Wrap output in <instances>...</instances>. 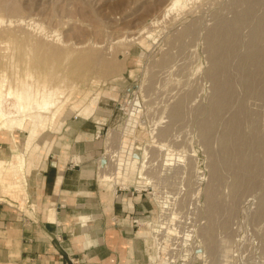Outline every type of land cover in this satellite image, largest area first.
I'll return each mask as SVG.
<instances>
[{
	"label": "rangeland",
	"instance_id": "374dc122",
	"mask_svg": "<svg viewBox=\"0 0 264 264\" xmlns=\"http://www.w3.org/2000/svg\"><path fill=\"white\" fill-rule=\"evenodd\" d=\"M172 1L0 0V107L15 119L18 91L49 88L43 114L56 110L28 147L29 119L0 127V144L30 163L42 141L80 131L148 264H264V28L252 40L264 0L240 22L248 0Z\"/></svg>",
	"mask_w": 264,
	"mask_h": 264
},
{
	"label": "crops",
	"instance_id": "0c3cea01",
	"mask_svg": "<svg viewBox=\"0 0 264 264\" xmlns=\"http://www.w3.org/2000/svg\"><path fill=\"white\" fill-rule=\"evenodd\" d=\"M66 133L30 163L0 144V157L11 160L2 180L22 187H0V264H148L131 205L92 175L95 148L81 132Z\"/></svg>",
	"mask_w": 264,
	"mask_h": 264
},
{
	"label": "bare ground",
	"instance_id": "6f19581e",
	"mask_svg": "<svg viewBox=\"0 0 264 264\" xmlns=\"http://www.w3.org/2000/svg\"><path fill=\"white\" fill-rule=\"evenodd\" d=\"M179 0H173L170 4V8H172L174 5H176V3L178 2ZM261 1V0H260ZM259 0H248V3L246 4L247 6L249 4H251L253 7L251 9V13L253 14L254 12V7L258 4V2H260ZM169 8V9H170ZM243 18V16H242ZM260 18V20H259ZM258 20L260 21L259 24L257 25L259 27L260 30H258V32L255 33V35L252 37V40L255 36H258V34H262V28H264V13L262 15H260V17H258L256 19V23L258 22ZM254 23V26L255 24ZM231 25V24H230ZM255 57L254 61L257 60L260 65L259 67H261L263 64H264V61L261 60L260 56L259 55H253V58ZM254 71V69H253ZM259 71V68L256 70V72ZM255 72V71H254ZM227 85V84H226ZM224 88H225V84H224ZM53 90V89H52ZM51 89H45V91H43L44 93L42 94V97L39 98V99H36V98H33V94L31 96L30 92L31 91H28L26 89H21L20 91H18L15 95V103H14V106L16 108V110L18 111V115L19 117L15 118V119H9L10 117V111L9 110H6L4 109V106L3 107H0V115L6 117L4 120V122L0 125V127H7V128H11L12 126H20L22 125V120L23 119H29L30 121H33V125H31V127L29 128V132H28V136H27V139H26V147H28V144L31 142V138L33 137V135L35 134V122H40L42 123L43 122V119L44 118H47V119H52L55 117V111H53V114L52 116H46L45 114H43V112H48L49 110V107L50 105L53 104V101H52V95H50ZM226 90V89H225ZM11 91V90H10ZM54 92V90H53ZM10 94V92H9ZM3 98V95L0 94V104H1V100ZM228 100V99H227ZM24 110V111H23ZM76 114V113H75ZM23 128V127H22ZM19 129V128H18ZM229 142V141H228ZM227 141L224 142V151L226 152V154H229L231 151L234 152H239L238 149L239 147L236 145L238 143H235L234 140H232L231 144H233V148L235 150H233V148L231 149L232 145L227 146L226 143H228ZM37 148L35 150H32L30 149V147L28 149H30L29 151L32 152V154L34 155V157H39L40 154L42 153H46L47 151H49V149L51 148V144L49 141H42L38 146H36ZM21 151L17 152V156L21 155ZM49 162V161H48ZM242 163H244L246 166L249 164L247 163L245 160L242 161ZM241 165H244L242 164ZM8 160L5 159V158H0V178L2 179V176L4 174V172H6L7 168H8ZM217 172V171H216ZM4 182V186L3 188H8V189H17V188H20V184L18 181H3ZM34 205V204H33ZM47 207V206H46ZM52 219V218H51ZM91 219V218H90ZM50 220V218H49ZM54 220V219H53ZM85 218L83 217L81 219L82 222H84ZM82 227V226H81ZM83 228V227H82ZM81 228V229H82Z\"/></svg>",
	"mask_w": 264,
	"mask_h": 264
},
{
	"label": "water",
	"instance_id": "95a60500",
	"mask_svg": "<svg viewBox=\"0 0 264 264\" xmlns=\"http://www.w3.org/2000/svg\"><path fill=\"white\" fill-rule=\"evenodd\" d=\"M252 7L253 6L251 4H249L248 6L246 5V8L244 9V12H242L241 14L236 13V15H235L236 16V21H238V22L241 21L242 14H246L247 15V14L251 13ZM225 26H227V28ZM231 26L232 25H230V23H228L226 25H223L222 30H221V38L223 39V41L225 40V38L228 35H230ZM252 52H254V51H252ZM254 62L255 63H253V69L256 72V70L259 68L260 63L257 60H255ZM214 68H216L218 70V72H219V70L225 72V63L224 64H223V62L214 63ZM222 88H223V86H222Z\"/></svg>",
	"mask_w": 264,
	"mask_h": 264
},
{
	"label": "built area",
	"instance_id": "2783aa9c",
	"mask_svg": "<svg viewBox=\"0 0 264 264\" xmlns=\"http://www.w3.org/2000/svg\"><path fill=\"white\" fill-rule=\"evenodd\" d=\"M132 220H133V221H136V219H135V218H133Z\"/></svg>",
	"mask_w": 264,
	"mask_h": 264
}]
</instances>
